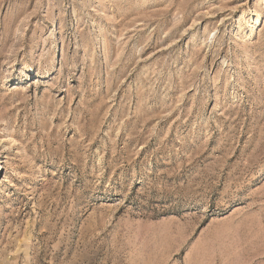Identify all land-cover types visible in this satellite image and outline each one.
<instances>
[{
  "label": "rangeland",
  "instance_id": "1",
  "mask_svg": "<svg viewBox=\"0 0 264 264\" xmlns=\"http://www.w3.org/2000/svg\"><path fill=\"white\" fill-rule=\"evenodd\" d=\"M0 264H264V0H0Z\"/></svg>",
  "mask_w": 264,
  "mask_h": 264
},
{
  "label": "bare ground",
  "instance_id": "2",
  "mask_svg": "<svg viewBox=\"0 0 264 264\" xmlns=\"http://www.w3.org/2000/svg\"><path fill=\"white\" fill-rule=\"evenodd\" d=\"M257 20V19H256ZM256 22V21H255Z\"/></svg>",
  "mask_w": 264,
  "mask_h": 264
}]
</instances>
